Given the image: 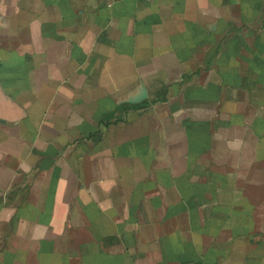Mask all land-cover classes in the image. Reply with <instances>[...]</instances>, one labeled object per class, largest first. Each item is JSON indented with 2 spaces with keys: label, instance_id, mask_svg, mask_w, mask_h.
Masks as SVG:
<instances>
[{
  "label": "crops",
  "instance_id": "1",
  "mask_svg": "<svg viewBox=\"0 0 264 264\" xmlns=\"http://www.w3.org/2000/svg\"><path fill=\"white\" fill-rule=\"evenodd\" d=\"M0 264H264V0H0Z\"/></svg>",
  "mask_w": 264,
  "mask_h": 264
}]
</instances>
